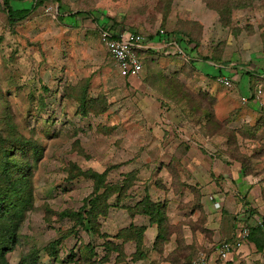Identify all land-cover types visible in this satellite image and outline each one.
Masks as SVG:
<instances>
[{"label":"rangeland","instance_id":"1","mask_svg":"<svg viewBox=\"0 0 264 264\" xmlns=\"http://www.w3.org/2000/svg\"><path fill=\"white\" fill-rule=\"evenodd\" d=\"M197 7L212 14L205 21L215 22L217 55L231 51L245 57L253 49L251 42L264 40V0H42L15 25L8 22L0 2V117L6 115L12 124L9 128L2 122L0 128L7 145L14 134L24 137L26 152L25 161L18 160L21 153L14 160L3 159L8 167L11 161L19 162L26 185L19 196L10 198L14 201L6 205L14 209L0 220L1 234L7 219H13L19 240L0 264H19L33 254L39 264H190L211 243L215 242L213 248L234 240L235 216L246 211L252 227L254 219H264V80L257 88L262 93L260 111L249 115L242 110L226 118L241 108L240 101L228 109L219 105L221 122L193 133L204 137L198 143L204 157L197 153L178 159L175 154L186 144L168 129V86L172 80L191 86L195 77L184 67L188 65L145 54L140 75L122 79L99 42L103 26L143 36L150 30L166 34V20L179 18L176 11H183L191 15L184 42L200 44L202 33L200 39L194 37L201 29L195 21ZM175 19L168 30L179 26ZM219 86L220 92L216 87L212 97L224 104L227 99L219 94L235 90ZM196 100L203 104L202 97ZM202 114L197 120L205 117ZM247 115L250 122L242 118ZM207 129L222 134L220 145L217 137L205 135ZM225 148L252 175L243 177L247 190L236 189L237 207L222 215L217 203V218H208L192 202L193 189L210 178L205 168L221 160L218 152ZM88 171L106 173L95 193L85 176ZM173 177L183 187L176 193ZM147 202L163 216L160 223L138 214ZM80 210L90 224H80ZM254 244L263 250L264 234L254 233L242 246ZM262 250L255 257L236 255L237 249L233 262L217 264H264Z\"/></svg>","mask_w":264,"mask_h":264},{"label":"crops","instance_id":"2","mask_svg":"<svg viewBox=\"0 0 264 264\" xmlns=\"http://www.w3.org/2000/svg\"><path fill=\"white\" fill-rule=\"evenodd\" d=\"M186 7L188 8L189 6ZM197 9H198V15L195 21L199 22L201 29L199 33H197L196 31L194 37L200 39V35L202 33L203 41L201 42L200 40V44L196 45L195 43H192V45L191 44L187 45L182 38L185 35V34L183 35L182 32L175 33V36L173 35L174 38H172L169 41L164 37L165 34L163 31L159 32L155 30L153 31L150 30V31H145L144 33L145 36L146 35L148 36V38L142 37L144 40L141 49L142 55L151 54L153 56L156 55L157 57L160 55H164L167 57L168 60L172 62L178 60L181 61L183 65L184 63L187 64L188 67L186 65H184V67L195 78L191 83V86L190 87L186 86V88L189 89V91L193 92L194 94L200 93L203 96L205 95L206 97H208V99L212 98L211 101L213 100V106H212L213 114L214 117L217 118V120H221L219 116V111L217 110V107L219 105L221 107H223L224 105L226 107L227 106L230 107L231 105L236 104L237 101H240L239 103L241 105V108L239 107L234 112L232 111L227 113V115L225 116L226 118H228L231 115L235 116V113L238 114L242 110L249 115L254 113L256 114V112L261 110L260 107L262 103L254 97L252 100L250 99L251 97L250 88H252L255 83H259L261 80H264V48H263L264 40H260V41L258 40V42H256L255 44L254 42H251L250 45L253 47V49L249 51L248 55L245 57H239L237 56V54L231 51L230 52L227 51L223 55L222 54L220 55L219 53H218L219 55H217V53H215L214 50L216 48V43L218 42L215 39L216 30H214L213 28L215 22L213 23L210 21L209 23H206L205 21L206 19H211L212 14L211 12L206 13L205 11H203V9L200 10V7H197ZM176 15H178L179 18L175 19L169 17V19L166 20V24L167 23L168 24L167 27L165 28V31L171 32L170 30H168V28H171L172 23H174L173 19H175V21L179 22V27L186 29V32H188L189 34V27L191 20L190 13H185L183 11L181 12L176 11ZM112 31H114L117 35L119 34V36H126V37L130 34H134L132 31H130V29H125L121 27L118 29H114ZM149 36H151L152 39H149ZM185 37L187 36L185 35ZM209 37L210 40H208ZM181 39L183 41H180ZM181 42L184 45H181L182 44ZM101 46L106 51L105 47L102 44ZM185 60L187 61V63L184 62ZM211 69H213L212 75H210ZM167 71L170 72V70L168 69ZM178 71L180 72V69ZM229 76H232L233 79V86L232 88H230V90L234 89L235 93L223 92V94H219V97L221 95H224V97L227 99V101L224 104L223 103L219 104L221 102H218L219 100L217 99L214 100V98L212 97V95H215L216 94L215 92H217L216 87L218 88L219 92L221 89L219 86L220 84L216 81V79L218 77L226 78ZM122 79L129 80V78H122ZM168 92L172 95L170 89H168ZM247 92L250 93L249 97L246 96ZM166 113H167L166 115L168 116L167 118L168 119L167 123L169 124L168 129L169 131H171V135L173 133L172 137L173 138L177 137L179 142L180 141L185 142L189 146V149L185 156L190 157L192 156V154L196 156L197 153L199 154L201 153V155L204 157L205 154L200 149L202 146L198 145L199 142H204V137L201 138L199 137L200 135L193 136L192 133L189 132L190 130L188 126L182 129L178 127V125L182 126L184 124L181 122L182 118L179 114L180 112L177 104L173 102H169V106L167 108ZM249 115L242 118H246L247 121L250 122ZM217 140H219L217 141V143L220 145L221 138L217 137ZM208 155L210 157V154ZM220 164H222L223 166L217 167V165ZM212 165L214 166L212 167L211 165H209L207 169L205 168V172L206 171L209 172L210 178L203 180L202 182H198V184L201 189V194L203 195V198L201 199V203L207 212L208 218L210 216H212V218L213 217L217 218L216 213L218 211L216 212L214 208L215 204L219 203L222 207L219 213H221L222 210L226 211L227 208L237 207L236 206L237 202H235V198H236L235 192H237L236 196L239 197L240 190H236V189L237 187L238 188L244 187L247 190L248 184L243 181V180L246 181V179L243 178L241 168L238 163H232V162L227 163L225 159L221 158V160L217 159V162L213 163ZM222 167H225V169L227 170L222 169ZM241 196H245V195H241ZM211 210H214L213 213ZM239 216L242 218L251 217L248 216L246 211L240 214ZM136 221L137 219L132 220V222L134 223ZM251 221L252 220L250 219L248 222L250 223ZM253 222H255V219L253 220ZM135 225L142 226L138 224ZM214 241H216L215 238ZM214 243L210 244L208 250L212 249L211 247L214 245ZM214 247L212 249L213 252L208 256L210 264H217V262H221L216 259V256L214 254ZM258 250H262V249H259L256 244H254V246L241 245V247L238 248V251H236L237 252L236 255L238 254V252L240 255H244L245 253H252L256 257L257 255L256 253ZM262 251H264V249ZM234 257L231 256V259L228 262H233ZM260 258L262 259V257ZM212 259H214L215 261L214 263L211 262ZM223 263H227V262H223Z\"/></svg>","mask_w":264,"mask_h":264},{"label":"trees","instance_id":"3","mask_svg":"<svg viewBox=\"0 0 264 264\" xmlns=\"http://www.w3.org/2000/svg\"><path fill=\"white\" fill-rule=\"evenodd\" d=\"M0 2L3 6L5 13H6L8 22L10 23V25H15L16 23L25 20V18L36 8V6L40 3H42V0H31L29 2L23 1V0H0ZM58 10H60V7ZM79 15H80V13H79ZM109 29L114 30L113 27L107 28V26H103V28L100 30V32L102 30H109ZM173 30L174 31H171V32L165 31L166 34L164 37L169 41L172 39L171 37L173 35H175V33H177V32H182L183 35L185 34L186 36L189 35L188 32H186V29L179 27L178 24L175 27V29H173ZM132 32L135 35L145 37L141 33H138L136 31L135 32L132 31ZM118 36H119V34H118ZM147 38H148V36H147ZM149 39H152V37L149 36ZM99 40H100V33H99ZM183 40L181 39L180 41H183ZM137 53H138L139 57L141 58V61H144L143 60L144 56L142 55L141 50L138 51ZM185 62H187V61L185 60ZM258 87H261V86H259L258 83H255L253 85V87L250 88V91H251L250 99L251 100L253 99V97L255 98L256 91H257ZM168 89H170L171 93H172V95H171L172 102L177 104V106L179 108V112H180L179 114L182 118L181 122L185 126L190 127V131H191L192 135L195 132V130L200 128L201 126H202L201 128L204 130L207 127V125L209 127L212 123L221 122L220 120H217L216 117H214L213 108H212L213 101L209 100L208 97H206L205 95L204 96L199 95L196 99L202 97L203 104L208 103V104H206V105H208L207 109H205V107H204L205 105H203L202 103H199V101L197 102L195 97H192V95H195V94L186 88V85L184 82H180L178 80L177 81L172 80L171 84L168 86ZM201 112L204 113L205 117H203V119L201 118L200 120L199 119L197 120V118H200L203 115ZM6 118H7L6 115H4L3 117H0V124L3 122L4 125H6L10 128L12 124ZM190 123H193V124H190ZM229 123H230V121H229ZM225 127H227V124L225 125ZM207 132L208 133H206L205 135H207L208 138H215V137L222 136V134H220L219 132L214 131V130H211V132H209V130L207 129ZM197 135H202V134L197 132ZM23 138L24 137H21V136L18 137L17 134H14L12 136V138L8 141V145H7V141H6V137H5V131L2 128H0V160L2 162V163H0V220L1 221L4 220V217L6 216V214L9 215L11 213V211L14 209L13 207L6 205L8 202L12 203L14 201V200H12L10 202V198L12 196L13 197L19 196L24 191V186L26 185V183L23 181L24 176L22 174H20L21 170L18 168L19 162L18 161H11V165L9 167H8V164H9L8 162H3V159L9 161L10 159L13 158V160H14L15 155L19 154V153H21V154L18 156V160L19 161H22V160L25 161L26 160V158L24 157V154L26 152H24V149H23L24 144H25V140ZM242 139H246V137H243ZM182 146H183V148H182L183 150H178V153L175 154V157L176 158L178 157V159L184 158L188 149H189V146L187 144L185 146L182 144ZM224 150H219L218 153L220 154L221 158L226 160L227 163H229V162L240 163L239 161L236 160V158L232 159L231 156H229L227 154L228 151L231 152V150L229 148H227V149L225 148ZM1 165H3V167H1ZM23 168H25V166H23ZM240 168H241V172H242L243 177H247V176L252 175L251 172L246 171L245 167L241 166ZM104 174L106 177V173L98 174V173L89 172V171L87 172V174L85 173L86 178L90 179L93 183V186H94L93 192L94 193H95V191L100 189V187L103 185ZM171 186L173 187L174 193L181 191V189L183 188L182 186L179 185V179L174 178V177H173V184ZM184 187H186V186H184ZM193 192H194V197H193L192 202L196 203L197 206H200L201 210L202 211L204 210L205 216H208L206 210L204 209V207L201 203V199L203 198V195L200 192L199 184L196 185L195 189H193ZM95 202H96V199L95 200L93 199V201H91L92 212L96 211V208H94ZM154 205L155 204H152L150 202L145 203L144 205H142L143 211H141L138 214L143 215L145 217H148L150 222L154 219H158V222L160 223L163 216H161L159 214L160 212L158 213L156 211L157 208H155ZM225 213H226V211L223 210L221 214L226 215ZM69 214H71V213H69ZM76 216H77V218H78V220L82 226H84V222H86L87 224H90V220H88L89 218L88 217H87V219L84 218V216L81 213V210L76 214ZM239 217L235 216L233 218L234 219L233 223H234L235 228L237 229L238 225L239 226L244 225V226L249 228V236L244 243H246L249 239H251L253 237L254 233H259L263 236L264 232L262 231L260 226H256V227L250 226V223L248 222L250 220L249 219L250 217H248V218L243 217V220H239ZM7 220L9 221V224L6 227V229L3 231V233L0 234V261H3V262H5L6 253L8 251L12 250L14 248V246L17 243H19L17 225H15V222L11 223L13 221L12 218H9ZM262 221H263V225H264V219ZM156 224H158V223L156 222ZM137 228H140V227H137ZM139 232H142V234H143V229L140 228ZM235 236H234V240L232 242L231 241H225V242L235 244L236 243ZM256 245L258 246L259 249L262 248L261 245H258V244H256ZM212 249H210V250H202L201 249V250L203 252H205V254L207 256H209L213 252ZM195 256L196 255H194V257H192L190 264H192L193 260L195 259ZM36 258L37 257H34V254L29 255V257L26 256L23 258V261H21V263H19V264H39Z\"/></svg>","mask_w":264,"mask_h":264},{"label":"built area","instance_id":"4","mask_svg":"<svg viewBox=\"0 0 264 264\" xmlns=\"http://www.w3.org/2000/svg\"><path fill=\"white\" fill-rule=\"evenodd\" d=\"M143 38L141 36L130 34L126 36H118L112 30H102L100 32V42L105 47L114 68L122 78H137L143 70L141 58L138 51L142 49ZM216 81L223 87L230 89L233 86L232 76L218 77ZM261 90L258 89L256 99L260 100ZM215 209H220L219 204H215ZM240 218V217H239ZM240 220H243L241 218ZM256 226H260L264 232L263 221L255 219ZM249 236V228L244 225L237 226V234L235 236L236 243L221 242L214 247L216 259L221 262H228L233 253L247 240ZM192 264H210L208 256L203 251L196 253Z\"/></svg>","mask_w":264,"mask_h":264}]
</instances>
